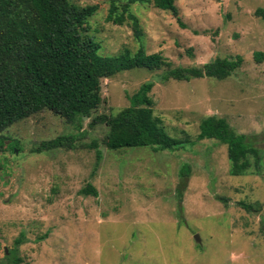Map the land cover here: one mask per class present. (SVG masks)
<instances>
[{
    "label": "rangeland",
    "instance_id": "obj_1",
    "mask_svg": "<svg viewBox=\"0 0 264 264\" xmlns=\"http://www.w3.org/2000/svg\"><path fill=\"white\" fill-rule=\"evenodd\" d=\"M71 1L98 6L87 26L102 55L142 44L171 67L234 55L243 62L222 80L161 81L166 66L122 70L101 79L102 101L89 116L68 121L44 109L0 132V264L3 247L18 264H264V163L230 175L226 145L209 138L174 150L110 149L107 126L90 124L127 107L153 80V115L171 136L194 139L201 119L215 114L264 151V18L254 14L264 0H176L179 20L135 1L128 11L139 20L138 38L130 18L106 21L112 2L128 0ZM65 134L75 147L31 152ZM87 183L96 196L80 193Z\"/></svg>",
    "mask_w": 264,
    "mask_h": 264
},
{
    "label": "trees",
    "instance_id": "obj_2",
    "mask_svg": "<svg viewBox=\"0 0 264 264\" xmlns=\"http://www.w3.org/2000/svg\"><path fill=\"white\" fill-rule=\"evenodd\" d=\"M135 1L150 2L156 8L170 11L179 20L176 0H128L122 4L112 2L106 21L122 24L126 17L130 18L138 38L141 34L139 20L128 11L129 4ZM97 7L96 4L81 6L71 0H0V132L44 109L68 121L89 116L102 101L101 79L122 70L166 66L160 73L161 81L200 77L222 80L243 62L240 55H234L215 57L202 65L171 67V62L161 53H147L142 44L134 52L124 49L113 56L102 55L99 43L89 34L87 26ZM254 14L264 18V8L255 9ZM254 55L257 59L263 57L258 51ZM153 85V80L144 81L130 96L127 107L92 119L90 124L100 122L107 126L105 144L108 148L149 146L154 150H174L209 138L226 145L230 175L257 172L261 168L264 151L249 142L248 135L235 131L224 117L215 114L203 117L194 139L168 134L153 115V101L148 94ZM72 138L65 134L42 140L31 152L73 148ZM89 147L95 149L99 162L101 153L97 144L94 142ZM80 193L96 196L97 190L87 183ZM240 204L248 210H257L252 203ZM22 242L17 238L14 243ZM9 252L3 264L21 262L15 253Z\"/></svg>",
    "mask_w": 264,
    "mask_h": 264
},
{
    "label": "flooded vegetation",
    "instance_id": "obj_3",
    "mask_svg": "<svg viewBox=\"0 0 264 264\" xmlns=\"http://www.w3.org/2000/svg\"><path fill=\"white\" fill-rule=\"evenodd\" d=\"M0 168H1V167H0ZM5 180H6V179H5ZM5 248H6V247H3L4 256L8 254V249L6 248V249H7V251H5ZM9 251H10V250H9Z\"/></svg>",
    "mask_w": 264,
    "mask_h": 264
},
{
    "label": "water",
    "instance_id": "obj_4",
    "mask_svg": "<svg viewBox=\"0 0 264 264\" xmlns=\"http://www.w3.org/2000/svg\"><path fill=\"white\" fill-rule=\"evenodd\" d=\"M195 239L197 240V241H199L200 240V238H199V235L198 234H196L195 235ZM5 251H7V249L5 248Z\"/></svg>",
    "mask_w": 264,
    "mask_h": 264
}]
</instances>
